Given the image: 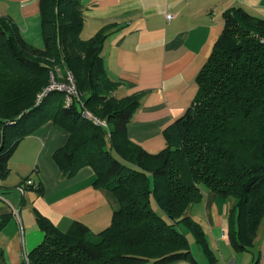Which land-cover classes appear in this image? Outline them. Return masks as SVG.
Here are the masks:
<instances>
[{"label": "trees", "instance_id": "trees-1", "mask_svg": "<svg viewBox=\"0 0 264 264\" xmlns=\"http://www.w3.org/2000/svg\"><path fill=\"white\" fill-rule=\"evenodd\" d=\"M82 1H40L44 48L0 15V177L9 176L8 160L19 143L53 121L70 132L53 156L62 175L73 177L90 165L93 185L116 206L111 223L97 233L82 221L63 231L36 209L44 238L22 264H202L185 228L206 264H216L205 227L188 213L204 199V188L232 200L230 243L249 250L264 217V18L241 6L223 12V30L197 75L198 92L165 129L166 147L153 154L129 137L142 94H114L119 82L102 56L108 32L82 38ZM70 76L78 94L68 103L65 90L49 87L69 84ZM24 187L44 193L43 184ZM0 264H8L3 252Z\"/></svg>", "mask_w": 264, "mask_h": 264}, {"label": "crops", "instance_id": "crops-1", "mask_svg": "<svg viewBox=\"0 0 264 264\" xmlns=\"http://www.w3.org/2000/svg\"><path fill=\"white\" fill-rule=\"evenodd\" d=\"M40 1L0 0V15L10 16L26 40L44 48ZM233 6L264 18V0L82 1V38L108 32L102 56L108 75L119 82L114 94L120 98L142 94L128 123V134L147 152L158 153L166 147L165 129L192 104L199 89L197 75L223 30V12ZM169 13L174 14L173 19L168 20ZM69 136L62 126L46 122L26 136L8 160L10 174L0 177V224L8 217L0 230V252L8 264H22L43 240L36 209L63 231L82 221L92 232H99L112 221L116 203L93 185V168L83 166L66 178L53 158ZM26 178L43 184V195L36 189L21 190L19 185ZM203 190L204 199L192 204L188 213L205 227L216 264H220L218 250L221 264L232 260L240 264L234 253L241 264H254L256 259L264 264V217L254 245L235 252L228 235L232 200ZM168 264L191 263L183 259Z\"/></svg>", "mask_w": 264, "mask_h": 264}, {"label": "built area", "instance_id": "built-area-1", "mask_svg": "<svg viewBox=\"0 0 264 264\" xmlns=\"http://www.w3.org/2000/svg\"><path fill=\"white\" fill-rule=\"evenodd\" d=\"M167 18H168V20H170V19H173L174 18V14L172 15V13H169L168 15H167ZM50 89H53V88H58V89H62V90H65L66 92H67V95H65L66 96V101L68 102V103H71L72 102V100H73V96L75 95V94H78V92H77V87H76V85H75V83H74V81H73V79H72V77L70 76V83L69 84H64V83H56V82H53L52 83V85L49 87ZM84 114L86 115V116H91V117H93L94 118V120H96L97 122H100V123H102V124H104V125H106V123L105 122H103V120L101 121L100 119H98L97 117H94L88 110H86L85 112H84ZM35 183V181L32 179V178H26L23 182H21V184L19 185V188L21 189V190H25V187L24 186H26V185H30V184H34ZM234 263V261L232 260L231 262H228L227 264H233Z\"/></svg>", "mask_w": 264, "mask_h": 264}, {"label": "rangeland", "instance_id": "rangeland-1", "mask_svg": "<svg viewBox=\"0 0 264 264\" xmlns=\"http://www.w3.org/2000/svg\"><path fill=\"white\" fill-rule=\"evenodd\" d=\"M152 201H153V203H152L153 207H154L159 213L162 214V211L159 209V207H157V204H156L155 200L152 199ZM95 233H97V232H95ZM185 233L187 234L189 240H191V241H190V242H191V249H192V253L194 254V257L198 260L199 263H202V264L207 263V262H206V260H207V259H206L207 256L205 257V252L203 251V248H202L198 243H196V241L194 240V237L192 236V234L190 233L189 230H186V228H185ZM216 247H217V246H216ZM216 250H217V248H216ZM235 252H243V251H237V250H235ZM218 253H219V257H218V259H220L219 262H220V264H221V261H222V255L220 254L219 250H218ZM238 254H239V253H238ZM26 256H27V255H26ZM234 256L237 257V259H238V263L241 264V259H239V255H237V253H234ZM191 264H192V263H191Z\"/></svg>", "mask_w": 264, "mask_h": 264}]
</instances>
